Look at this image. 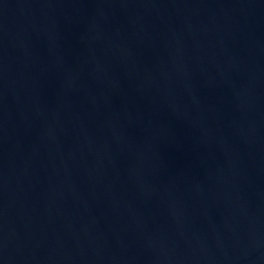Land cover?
Listing matches in <instances>:
<instances>
[{
	"label": "water",
	"instance_id": "obj_1",
	"mask_svg": "<svg viewBox=\"0 0 264 264\" xmlns=\"http://www.w3.org/2000/svg\"><path fill=\"white\" fill-rule=\"evenodd\" d=\"M0 264H264V0H0Z\"/></svg>",
	"mask_w": 264,
	"mask_h": 264
}]
</instances>
